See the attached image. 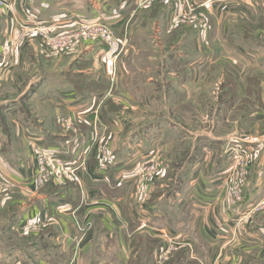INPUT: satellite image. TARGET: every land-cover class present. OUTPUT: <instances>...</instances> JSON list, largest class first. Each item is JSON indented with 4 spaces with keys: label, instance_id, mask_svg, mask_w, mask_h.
<instances>
[{
    "label": "crops",
    "instance_id": "crops-1",
    "mask_svg": "<svg viewBox=\"0 0 264 264\" xmlns=\"http://www.w3.org/2000/svg\"><path fill=\"white\" fill-rule=\"evenodd\" d=\"M4 1L0 84L36 87L27 102L30 111L20 107L22 101L0 102L1 121L9 118L6 133V123L0 124V264H146L142 250L150 246L145 241L155 242L153 261L162 238L174 234L190 242L192 251H184L185 257L202 264H264V213L241 219L264 198V0L215 2L207 11V30L195 23L173 25L176 3L171 0ZM93 21L127 41L113 81V102L125 108L105 114L113 88L78 92L67 79L72 71L90 81L107 80L103 44L68 48L61 58L71 70L58 69L54 84L51 72L44 71L48 54L39 39H20L21 25L54 24L61 31L74 22ZM35 63L41 76L32 81L27 72ZM232 76L240 93L238 101H218V108L225 107L223 120L232 122L231 129L222 130L207 121L206 90L218 83L216 94L226 100L222 93ZM248 104L249 110L243 109ZM149 105L151 115L144 112ZM46 108L52 112L49 121ZM86 109L89 119L97 110L96 128L108 143V161L97 165L93 154L81 172L80 188L67 183L54 194L40 193L32 181L35 146L61 147L67 158L77 160L92 141V124L82 125L72 139L56 126V117ZM245 116L253 120L252 128L243 126ZM227 146H241L251 155L237 205L229 201L233 152ZM150 159L161 172L143 189L137 183L139 168ZM111 181L123 183L121 190L105 189ZM44 212L49 224L31 233L22 229L27 219ZM73 215L92 220L93 228L81 236ZM43 229L48 232L41 236ZM181 255L175 264L184 260Z\"/></svg>",
    "mask_w": 264,
    "mask_h": 264
},
{
    "label": "built area",
    "instance_id": "built-area-1",
    "mask_svg": "<svg viewBox=\"0 0 264 264\" xmlns=\"http://www.w3.org/2000/svg\"><path fill=\"white\" fill-rule=\"evenodd\" d=\"M175 1L176 8L171 16L173 25H186L195 23L201 30H207V11L213 8L215 2L224 0H204L197 3L195 0H171ZM237 1V0H234ZM0 7H5V1L0 0ZM201 8L202 10H200ZM23 31L20 39L27 35L29 38H37L41 43L52 50H61L73 43L80 41L98 42L106 48V56L103 59L104 68L110 77L117 73V58L121 49L125 46V38H117L113 30L105 23L100 21L93 22H74L69 24L64 30H58L54 24L35 25L32 27L20 26ZM25 29V30H24ZM93 117L89 119L87 112L77 111L64 113L59 116V124H62L66 132L71 134L72 139L79 136V129L82 124H93L92 142L84 145L80 150L77 160L71 161L64 153L66 151L57 146H45L42 143L37 144L34 149V170L32 181L36 189L43 187L50 182L56 186H63L67 183H74L81 186V172L86 171L87 163L91 155H95L100 165L105 166L109 159V148L100 140L96 125L98 123L97 110L92 111ZM232 151V166L227 169L230 177L229 201L231 205H237L243 194L244 180L247 174V167L251 160L250 153L241 146H227V151ZM160 174V168L156 160L150 159L143 163L139 168L138 185L146 189V186ZM80 188V187H79ZM69 210L70 208H66ZM257 210L264 211V199L257 201L250 206L244 213L245 216ZM74 223L81 236L92 227L89 219H81L74 216ZM50 215L47 212L39 216L27 219L21 226L25 232L31 233L37 231L41 226H45L50 221ZM145 224L141 223L140 228ZM178 234L170 235L168 246L159 249L156 260L167 263L171 254L177 249L179 239Z\"/></svg>",
    "mask_w": 264,
    "mask_h": 264
},
{
    "label": "rangeland",
    "instance_id": "rangeland-1",
    "mask_svg": "<svg viewBox=\"0 0 264 264\" xmlns=\"http://www.w3.org/2000/svg\"><path fill=\"white\" fill-rule=\"evenodd\" d=\"M146 1H148V0H143V2H142V4L143 3H145ZM174 14V13H173ZM172 14V15H173ZM190 24H192V23H190ZM115 34V33H114ZM115 36H116V34H115ZM117 38H125V37H118V36H116ZM23 39H25V37H23ZM125 40H126V38H125ZM40 41V40H39ZM41 42V41H40ZM127 42V41H126ZM85 43H88L87 41H80V42H78V43H73L72 45H69L68 47H65V48H63V49H61V50H57V51H55V50H52V49H50L49 47H47V46H45V45H43L42 44V46H41V49H43L48 55H47V57H46V55H43L44 57V59L46 60L47 59V61H45L44 63H43V68H44V71L45 70H48V72L50 71L51 72V74H50V81L51 82H53L54 84H58V74H56L55 72L58 70V69H65V68H67V66H68V64H69V62H67V61H65L63 58H61V56H62V53H64V52H66V51H68V50H70V49H68V48H70L71 46H73V45H75V44H85ZM33 68L31 69V70H29L28 72H27V74H28V76L30 77V80H32V81H35V79L36 78H38V77H40L41 76V69H39V67H37L36 66V63H35V65H31ZM71 66V65H70ZM41 67V66H40ZM68 69V68H67ZM68 70H71V68H69ZM104 70H105V68H104ZM43 72V71H42ZM69 73H72V71L71 72H69ZM104 73H105V75L107 76V80H108V85H109V87L112 89V96H111V98L110 99H112V101H114L113 99H114V95H116V93H117V89L114 87L115 86V76H116V74H115V76L114 77H110V76H108V74H107V72H106V70L104 71ZM26 74V75H27ZM258 74H260V73H258ZM239 78H241V77H239ZM16 81V80H15ZM114 81V82H113ZM235 81H236V79H235ZM235 81H234V77L232 76L231 78H230V81H228V85L229 84H231V86H230V88H232L233 89V97L234 98H232L231 100H219V98H218V95L216 94L217 92H218V90H217V88L219 87V85L220 84H218V83H216V84H214V83H211L210 85H209V88L206 90L207 92H206V98L210 101L209 102V104H208V109H209V112H208V119H207V121L212 125V124H217V123H219L218 124V126L222 129V130H224V129H226V130H228V129H231L232 128V122H229V121H226V120H223V119H225V118H227V117H225V115H223L224 114V108H218V101H231V103H232V101H238V95H239V93H238V90H237V81H236V83H235ZM242 81V84H240L239 83V85H241L240 87H243V79L241 80ZM18 82V81H17ZM71 84V83H70ZM235 84V86H233ZM72 85V84H71ZM23 85L22 84H18V85H16V84H14L13 86H12V84H0V102L2 103V104H6L5 102L7 101L8 103L9 102H13V101H22V103L20 104V107L23 109V110H25L26 108L28 109V111H30V109H31V107H30V105L27 103L28 101H29V98L31 97V94L34 92V89H35V87H36V83H33V84H31L30 86H29V88L27 89V90H23ZM240 87H239V89H240ZM110 89V90H111ZM60 90H63V87H61L60 88ZM66 90V89H65ZM240 91V90H239ZM31 92V93H30ZM66 92H67V90H66ZM98 97L96 96V99H97ZM95 99V101H97ZM34 101V100H33ZM116 101V100H115ZM247 102V101H246ZM227 103V102H226ZM10 104V103H9ZM23 104V105H22ZM115 104H117V103H115ZM22 105V106H21ZM7 106H9V105H7ZM24 106H26V108L24 107ZM249 106H250V104H248V105H246V106H243V109H246V110H249ZM48 107H49V110H50V106L48 105ZM143 106L141 105V106H139L138 108H142ZM229 107H232L231 105H229L228 107H226V109L228 110V108ZM6 108V107H5ZM125 108V106H123L122 104L120 105V110L121 109H124ZM89 109V108H88ZM88 109H86V110H88ZM144 109V108H143ZM220 109H221V111H220ZM49 110H48V108H46V114H47V116H48V118H47V121H49L50 120V117L52 116V112H49ZM153 110L154 109H150V105L149 106H146V108L144 109V112L146 113V114H148V115H151L152 113H153ZM132 112V110L129 112V115H130V113ZM1 113V115H2V112H0ZM39 113V112H38ZM90 113V110H88L87 111V115ZM63 114V113H62ZM62 114H59L57 117H56V126H58V127H61L63 130H65L64 128H63V126H62V124H59V121H58V119H59V116H61ZM133 115V112L131 113V116ZM138 114H135V116H137ZM4 116H0V124H2V123H6L5 124V126H3V131L6 133L7 132V128H6V126H7V123H8V121H9V118H7L6 119V121H1V119L3 118ZM8 117V116H7ZM41 117V116H40ZM224 117V118H223ZM37 118H39V117H37ZM220 118L223 120V121H221L220 120ZM245 118V120L243 121V126H247L248 128H252V126H253V120H251V119H249L247 116H245L244 117ZM91 119H92V117H91ZM220 120V121H219ZM58 124V125H57ZM205 124H207V123H205ZM4 125V124H3ZM82 125H84V124H82ZM81 125V126H82ZM5 128V129H4ZM92 128H93V124H92ZM81 131V127H80V129H79V132ZM244 134H247V133H244ZM100 136V135H99ZM102 139V137H100V140ZM249 140H251V142H253L254 141V139H252V138H249ZM109 141V140H108ZM92 142V141H91ZM103 144L104 145H106L108 148H109V146H108V143L106 144L105 143V141L103 140ZM185 147V146H184ZM186 153V152H185ZM185 156H186V154H185ZM33 158H34V156H33ZM247 169H248V167H247ZM34 170V169H33ZM161 172V171H160ZM160 175V174H159ZM41 187H39L38 189H40ZM38 189H37V191H38ZM244 189V188H243ZM262 199H264V198H262ZM261 200V199H260ZM259 200V201H260ZM16 208L18 209V206H16ZM264 213V211H260V210H257V211H255V213ZM91 222H92V220H91ZM47 224H49V223H47ZM46 224V225H47ZM3 225H7V223L5 224H3ZM45 225V226H46ZM76 226V225H75ZM93 228V222H92V227L89 229V230H91ZM89 230H87L86 232H88ZM85 232V233H86ZM174 235H176V234H174ZM179 235V234H178ZM6 237H9V236H11L12 238L14 237V238H19V239H25V238H22V236L21 235H14V234H12V235H9V234H7V235H5ZM168 238H169V236L168 235H166L164 238H162V242H161V244H160V246L158 247V249H157V251L155 250V254H154V258H153V261H151V259H152V257H153V251H151V249H152V247L153 246H155V242L154 241H152V240H149V241H145V244L146 245H149L150 247H146L144 250H142L143 251V257H144V260L147 262L146 264H170V263H172L170 260L172 259V260H174L175 261V259H176V257H177V255H179V254H182L181 255V258H184V260L180 263V264H202L200 261H198V260H196V258H190V257H188V256H186L185 257V253H184V251H187L188 250V254L189 253H191V251H192V248H191V245H190V242H189V240H187V239H184V237H182L181 235L179 236V239L177 240V242H178V245H176L177 246V249L175 250V252H173V254H171V256H170V258L167 260V263H163L161 260H156V258H157V254H158V251H159V249L160 248H162V247H166V246H168L170 243H168L169 242V240H168ZM24 241V240H23ZM179 252V253H178ZM178 253V254H177ZM177 254V255H176ZM191 255V254H190ZM176 263V261L174 262V264Z\"/></svg>",
    "mask_w": 264,
    "mask_h": 264
},
{
    "label": "trees",
    "instance_id": "trees-1",
    "mask_svg": "<svg viewBox=\"0 0 264 264\" xmlns=\"http://www.w3.org/2000/svg\"><path fill=\"white\" fill-rule=\"evenodd\" d=\"M86 77L87 76L82 74V73H73V72L72 73H67L68 81L72 84V86H74V88L78 92H83V91H85L87 89H90L92 91L100 93V92H103L107 88L108 81L106 79L103 78L101 81L96 82V81H90L89 79H86ZM231 93L233 94V89L228 87V88H226V90L222 94L227 100H231L232 98H234ZM119 108H120V105L119 104H115L112 101V99L109 98V99H107L105 101V108L102 109V113L105 114V111H116ZM95 161H96V164L98 165V161L97 160H95ZM70 184H74V183L70 182ZM122 184H117V183L111 181V182H109L108 185H104V188L105 189H110L112 192H116V191H120L121 190L120 187H121ZM38 191L40 193H51V194H54L55 192H58L59 190H58V186L53 185L52 183L48 182L43 187L38 189ZM71 204H73V201L71 202ZM44 232H48V231L43 229L40 232L41 236H43L42 234ZM170 261L172 262L170 264H174V260L171 259Z\"/></svg>",
    "mask_w": 264,
    "mask_h": 264
}]
</instances>
